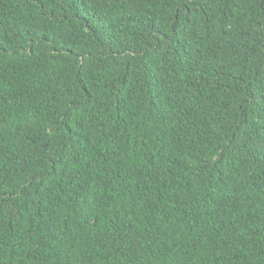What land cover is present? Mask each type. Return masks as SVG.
I'll return each mask as SVG.
<instances>
[{
  "label": "trees",
  "instance_id": "16d2710c",
  "mask_svg": "<svg viewBox=\"0 0 264 264\" xmlns=\"http://www.w3.org/2000/svg\"><path fill=\"white\" fill-rule=\"evenodd\" d=\"M0 264H264V0H0Z\"/></svg>",
  "mask_w": 264,
  "mask_h": 264
}]
</instances>
